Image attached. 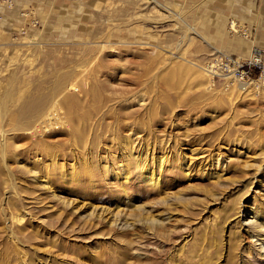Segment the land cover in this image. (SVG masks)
<instances>
[{"label": "rangeland", "instance_id": "obj_1", "mask_svg": "<svg viewBox=\"0 0 264 264\" xmlns=\"http://www.w3.org/2000/svg\"><path fill=\"white\" fill-rule=\"evenodd\" d=\"M252 45L264 0H0V264H264V82L220 65Z\"/></svg>", "mask_w": 264, "mask_h": 264}, {"label": "bare ground", "instance_id": "obj_2", "mask_svg": "<svg viewBox=\"0 0 264 264\" xmlns=\"http://www.w3.org/2000/svg\"><path fill=\"white\" fill-rule=\"evenodd\" d=\"M109 37H110V33H105L104 35H102V37H101L102 40L99 41V44L100 43H103V44L99 45V46L101 47V46L106 44L107 47L109 48L110 47L109 44L111 43V41L108 40ZM76 38L77 37H75V39ZM29 41H28V43H29ZM30 43H32V42L30 41ZM83 43H85V42L83 41ZM33 44L38 45L36 41H34ZM221 56L223 57L224 55H221ZM237 58H239V57H237ZM205 71H206V75L209 78H210L211 74L214 72L212 70L211 66H210L209 69H205ZM69 74H70V72H68L66 74H63V80L64 81L69 78ZM74 75H76V74H74ZM14 77L12 76L13 81L16 80ZM70 77H71V75H70ZM224 79H225V82L231 81L230 82L231 84H233V83L234 84H236V83L239 84L238 85L239 88H241L240 84H242V83L244 84V82L241 83L240 81H238L237 78L233 77V74L225 76ZM74 85H75L74 83H69L68 88L72 89L74 87ZM30 100L33 101V99H30ZM33 103H34V101H33ZM31 106H33V105L30 104L29 107H31ZM147 152H148V149L145 150V152H142V153L138 151V154H136V155H134L136 153V151H135V153H133V150H131L130 153H128L127 158L125 159V161L127 160L128 164L126 163V169L124 170L123 175H122L124 180L127 179V175H128L129 171L136 170L138 175H140L143 180H147L150 184H152L154 186L159 184V182H160L159 178H160V175L162 174V168H163L162 158H158V160L156 162V166L154 168L152 166V164H149L147 162V155H148ZM128 165L130 167H128ZM190 166H191V162L188 159L186 161V163L184 164V167H186V169H189ZM187 176H188V173H186V177ZM169 200L176 202V201H182V198L181 197H177L175 199H171L170 198ZM161 201L164 204L168 202L167 199H162ZM72 202L73 201H71V200H66L65 204L66 205H70V204H72ZM255 206L256 207H251L246 213L242 214L241 216H244L243 225L246 226V230L251 233V237L253 238V246H254V249H255V253L258 256H260V258L264 261V209L261 208V207L259 208V206H257V205H255ZM81 208H83V207H81ZM89 208H90V213L92 215L94 213H96V215L98 217H101L103 215L104 216H108L109 215L108 218H110V219L112 218V222L111 223L119 226L120 229L123 228V227L131 226V225L134 224L133 220L129 219L128 216L125 213H122L119 210H117L115 213H111L110 214L109 212H107V209L105 207H101V208L98 207L97 208L96 206H90ZM261 212H262V217H261ZM87 215L90 216L89 213ZM248 215H251L250 219H249ZM21 218L22 217H20V215H19L18 220H20ZM129 220H131V221H129ZM149 220H150V224L152 226H156V225L162 224L165 219H163V218L160 219V218H156V217H149Z\"/></svg>", "mask_w": 264, "mask_h": 264}, {"label": "built area", "instance_id": "obj_3", "mask_svg": "<svg viewBox=\"0 0 264 264\" xmlns=\"http://www.w3.org/2000/svg\"><path fill=\"white\" fill-rule=\"evenodd\" d=\"M224 56L218 57L214 59L215 67L219 64L221 60H223ZM225 60V59H224ZM226 62H221L220 65L224 66L227 74H233V77L237 78L238 81L248 82L250 79L248 78L251 69H255L258 71V79L264 82V48L256 45H252L249 48V51L246 56L232 59V61L225 60ZM211 66L213 70L218 69L220 67L215 68ZM210 68V67H209ZM230 69V70H229Z\"/></svg>", "mask_w": 264, "mask_h": 264}, {"label": "crops", "instance_id": "obj_4", "mask_svg": "<svg viewBox=\"0 0 264 264\" xmlns=\"http://www.w3.org/2000/svg\"><path fill=\"white\" fill-rule=\"evenodd\" d=\"M250 1H252V0H250Z\"/></svg>", "mask_w": 264, "mask_h": 264}]
</instances>
